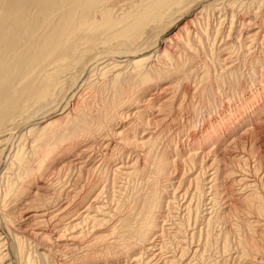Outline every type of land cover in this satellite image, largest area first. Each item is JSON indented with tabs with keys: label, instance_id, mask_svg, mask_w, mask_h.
<instances>
[{
	"label": "bare ground",
	"instance_id": "1",
	"mask_svg": "<svg viewBox=\"0 0 264 264\" xmlns=\"http://www.w3.org/2000/svg\"><path fill=\"white\" fill-rule=\"evenodd\" d=\"M263 23L0 0V264H264Z\"/></svg>",
	"mask_w": 264,
	"mask_h": 264
},
{
	"label": "rangeland",
	"instance_id": "2",
	"mask_svg": "<svg viewBox=\"0 0 264 264\" xmlns=\"http://www.w3.org/2000/svg\"><path fill=\"white\" fill-rule=\"evenodd\" d=\"M187 18H188V17H187ZM250 22H251V21H250ZM252 24H253V23H252ZM263 25H264V23H263ZM253 26L255 27V24L252 25V28H253ZM256 26H257V25H256ZM250 27H251V26H250ZM247 28H248V27H247ZM260 29H261V28L258 29L257 27L254 28V30L257 31V32L259 33V35H264V34H263V33H264V28H262V29H263V32H261L262 29H261V30H260ZM172 30H173V29H172ZM246 30H247V29H246ZM258 30H259V31H258ZM170 32H171V31H170ZM173 32H175V30H173L171 33H173ZM233 36H234V35H233ZM260 39H261V38H260ZM256 45H257V44H256ZM263 52H264V51H263ZM263 52H262V53H263ZM246 85H247V84H246ZM247 89L250 90V88H246L245 90L247 91ZM226 104H227V103H226ZM218 107H221V104H219ZM222 107H225V104H223Z\"/></svg>",
	"mask_w": 264,
	"mask_h": 264
}]
</instances>
